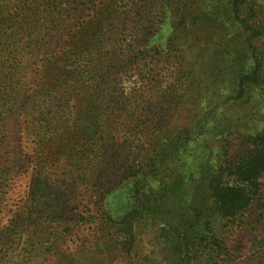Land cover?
Listing matches in <instances>:
<instances>
[{"label":"trees","instance_id":"16d2710c","mask_svg":"<svg viewBox=\"0 0 264 264\" xmlns=\"http://www.w3.org/2000/svg\"><path fill=\"white\" fill-rule=\"evenodd\" d=\"M121 6L123 15L134 16L138 22L119 56L108 61L121 66L154 50L151 64L171 70L168 96L175 108L159 124L143 130L137 144L126 146L135 152L142 143L143 149L137 156L127 157L131 166L126 172L116 173L109 147H118L117 135L124 125L113 129L112 112L102 109L114 94L111 90L106 95L110 86L100 79L110 74L111 67L92 58V46L99 43L96 33L88 48L80 44L76 60L55 66L54 77L42 75L24 102L20 82L4 81L0 89V154L12 145L13 131L7 123L19 116L28 120L27 126L35 130L48 152L28 196L29 208L12 216L13 234L0 242V264H12L14 246L23 236L32 242V233L40 224L63 217L66 193L56 188L46 168L50 167V154L68 142L80 145V181L86 186L99 184L105 190L101 211L91 216L93 222L116 251L127 249L129 264H136L145 250L143 235L149 233L151 252L146 257L153 254L159 264H220L230 255L216 223L245 210L264 167V153L252 151L244 163L231 167L222 150L212 170L192 178L183 176L180 164L189 146L201 137L220 135L227 129L226 123H231L230 112L249 105L254 93L264 90L260 45L264 28L257 0H110V14L117 17ZM84 61L90 63L81 66ZM131 94L122 92V102ZM262 136L251 137L256 141L264 139ZM69 155L74 158L72 152ZM10 161L0 155L2 194L14 172ZM122 173L129 178L127 197L119 206L121 194H111ZM116 202L121 211L118 215L112 212ZM159 231L165 233L164 238Z\"/></svg>","mask_w":264,"mask_h":264},{"label":"rangeland","instance_id":"374dc122","mask_svg":"<svg viewBox=\"0 0 264 264\" xmlns=\"http://www.w3.org/2000/svg\"><path fill=\"white\" fill-rule=\"evenodd\" d=\"M257 3L264 28V0H257ZM109 4L110 0H0V89L6 80L20 82V96L24 102L37 88L42 75L54 77L55 66L76 60L80 44L88 48L96 33L99 43L92 46L95 50L92 58L95 63H107L111 67L110 74L100 79L107 80L110 86L106 95L111 90L114 94L111 102L102 109L112 112L116 123L113 129H117L120 123L124 125L123 132L117 135L118 147H109L111 162L118 173L130 168L127 157L137 156L143 145L138 144L135 152H129L127 148L137 144L136 138L143 136V130L159 124L175 104L168 96L172 84L168 73L171 70L166 65L154 67L151 64L154 50L140 53L121 66L108 61L119 56L138 22L134 16L123 15L122 6L118 18L110 14ZM260 45L264 50V35ZM88 63L90 61H84L81 66ZM128 90L132 94L123 103L120 97ZM229 116L231 123H226L227 129L224 128L220 135L201 137L182 155L180 166L184 177L192 178L199 172L212 170L222 150L227 165L231 167L238 162L244 163L252 151L264 153V139L253 141L251 137L257 133L264 135V90L256 91L249 105L234 109ZM12 119L7 123L8 129L13 131L12 145L0 154L10 157L14 167L6 194H2L0 186V242L7 240L3 239L4 236L13 234L12 216L29 208L28 196L48 152L38 142L35 130L27 126L26 118ZM70 152L74 158L70 157ZM49 165L46 170L52 176V183L61 189L60 192L66 193L67 200L64 199L62 205L65 213L58 221L54 219L40 224L32 233L35 237L32 242H26L23 236L14 246L12 264H129L125 254L127 249L116 251L114 243L93 222L91 216L101 211L105 190L99 184L86 186L80 181V145L76 142L62 145L56 154H50ZM128 178L123 173L118 174L112 188L111 195L121 194L119 206L127 197ZM254 186V194L243 212L216 223L219 236L226 241L230 251L220 264H264V167ZM112 212L120 214L117 202L113 204ZM83 219L92 223L84 224ZM151 236L150 233L143 235L141 243L145 250L136 264H159L152 253L151 257H146L151 252Z\"/></svg>","mask_w":264,"mask_h":264}]
</instances>
